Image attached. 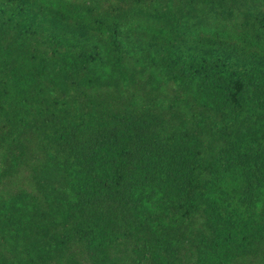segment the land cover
I'll return each instance as SVG.
<instances>
[{"label": "trees", "instance_id": "16d2710c", "mask_svg": "<svg viewBox=\"0 0 264 264\" xmlns=\"http://www.w3.org/2000/svg\"><path fill=\"white\" fill-rule=\"evenodd\" d=\"M0 264H264V0H0Z\"/></svg>", "mask_w": 264, "mask_h": 264}]
</instances>
